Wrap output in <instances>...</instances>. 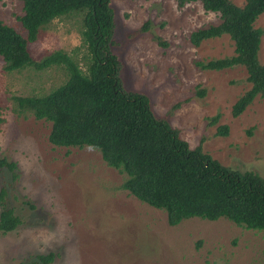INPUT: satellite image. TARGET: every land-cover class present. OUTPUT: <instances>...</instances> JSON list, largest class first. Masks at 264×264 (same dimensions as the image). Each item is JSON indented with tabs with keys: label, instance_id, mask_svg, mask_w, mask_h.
Returning <instances> with one entry per match:
<instances>
[{
	"label": "rangeland",
	"instance_id": "rangeland-1",
	"mask_svg": "<svg viewBox=\"0 0 264 264\" xmlns=\"http://www.w3.org/2000/svg\"><path fill=\"white\" fill-rule=\"evenodd\" d=\"M110 4L122 87L146 95L154 115L178 128L191 147L203 139V150L224 166L264 178V98L255 97L234 117L233 103L250 87L245 68L215 71L196 64L233 55V41L226 34L198 46L189 41L191 31L217 24L218 14L199 2L182 8L177 0ZM22 15L20 0L0 1V21L24 36ZM254 26L262 30V63L264 12ZM80 30V15L54 19L28 44L32 59L39 62L56 50L81 59ZM64 79L57 65L8 72L0 56V157L14 161L17 173L12 180L0 167V189L21 219L14 230L0 232V264H264L263 230L224 218L192 217L171 226L164 211L119 188L124 175L107 166L99 151L54 146L49 122L13 111L14 97L45 94ZM221 125L227 135L216 134ZM49 254L48 263L38 258Z\"/></svg>",
	"mask_w": 264,
	"mask_h": 264
},
{
	"label": "trees",
	"instance_id": "trees-1",
	"mask_svg": "<svg viewBox=\"0 0 264 264\" xmlns=\"http://www.w3.org/2000/svg\"><path fill=\"white\" fill-rule=\"evenodd\" d=\"M20 1L23 15L19 20L25 35L0 21L4 69L11 72L57 65L64 69L65 79L45 94L14 97L15 113L49 122L48 141L54 146H88L99 151L107 166L124 175L119 188L164 211L171 226L192 217L224 218L249 230L264 231V178L255 171L224 166L203 150V139L191 147L178 128L154 115L146 95L122 87L119 60L112 51L115 15L111 0ZM190 2L201 3L204 11L219 17L217 24L190 32L192 45L223 34L234 44L233 55L196 64L203 70L236 65L246 70L250 87L231 107V114L237 117L255 97L264 98V61L258 59L262 30L254 26L264 12V0H245L242 6L231 0H177V7ZM73 14L80 15L81 59L56 50L34 61L28 44L54 19ZM147 27L145 22L143 29ZM197 93L203 96L204 90ZM218 118L219 114L211 117L210 124ZM227 133L226 125L216 131L221 136ZM0 167L11 172L12 180L17 178L14 161L0 157ZM5 200L6 190L1 188L2 233L21 224ZM38 258L48 263L53 254Z\"/></svg>",
	"mask_w": 264,
	"mask_h": 264
}]
</instances>
